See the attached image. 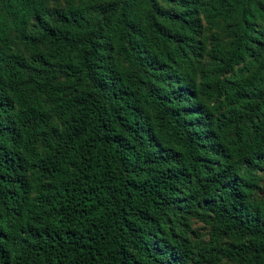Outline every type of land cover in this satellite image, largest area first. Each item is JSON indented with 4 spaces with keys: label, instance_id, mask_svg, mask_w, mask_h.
I'll return each mask as SVG.
<instances>
[{
    "label": "trees",
    "instance_id": "trees-1",
    "mask_svg": "<svg viewBox=\"0 0 264 264\" xmlns=\"http://www.w3.org/2000/svg\"><path fill=\"white\" fill-rule=\"evenodd\" d=\"M263 180L264 0H0V264H264Z\"/></svg>",
    "mask_w": 264,
    "mask_h": 264
},
{
    "label": "rangeland",
    "instance_id": "rangeland-1",
    "mask_svg": "<svg viewBox=\"0 0 264 264\" xmlns=\"http://www.w3.org/2000/svg\"><path fill=\"white\" fill-rule=\"evenodd\" d=\"M262 184L264 185V180L262 181ZM191 227L195 230L196 234H198L200 237H204L205 228L202 223L199 221H193L191 223Z\"/></svg>",
    "mask_w": 264,
    "mask_h": 264
}]
</instances>
